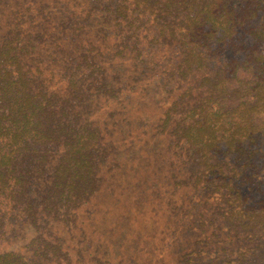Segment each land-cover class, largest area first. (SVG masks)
<instances>
[{"label": "trees", "instance_id": "obj_1", "mask_svg": "<svg viewBox=\"0 0 264 264\" xmlns=\"http://www.w3.org/2000/svg\"><path fill=\"white\" fill-rule=\"evenodd\" d=\"M120 63L170 86L169 190L121 217L164 264H264V0H0V264L99 259L104 167L142 100Z\"/></svg>", "mask_w": 264, "mask_h": 264}, {"label": "rangeland", "instance_id": "obj_2", "mask_svg": "<svg viewBox=\"0 0 264 264\" xmlns=\"http://www.w3.org/2000/svg\"><path fill=\"white\" fill-rule=\"evenodd\" d=\"M157 50L158 46L154 41L145 42L141 47L138 46L135 52L130 53L128 58H132L134 55L138 56L139 52L142 53L143 58L146 55V59L150 57V54L155 57ZM175 50V47L167 45L166 49L160 53L161 66L168 63V59L172 55L170 51L175 53L177 51ZM130 63L134 64V61L130 60ZM141 65L136 66L139 70L136 71L131 68L126 70V65L120 63L114 71L115 75L126 71V74L132 76V89L137 88L135 98L138 99L137 95L139 94L142 100L136 104L139 107L130 108L133 109L132 112H135V114L132 112L130 114L131 117L134 116L131 121L121 120L122 137H115L117 141L120 140L119 148L113 151L104 167L106 184L98 200L99 206H96L97 211L101 214V234L96 233L94 237L100 242L99 245L103 241L104 245L94 253L99 258L95 259V264H164L163 260L159 261L158 254L154 253L155 238L152 228H147L146 232L141 231L134 220L121 217V209L123 211L131 209L135 204L140 209L144 208L149 202L157 199L154 190L163 192L167 189L164 175L168 171L162 159L157 157L158 148L156 145L160 143V135L153 137L151 131L152 124L161 119L164 109L169 105L168 103L162 105V103L170 95L168 91L170 86L166 87V91H163L162 87H158L159 76L155 77L150 66L141 67ZM141 71L146 74H142ZM192 82L197 83L196 81ZM161 105L163 109H161ZM144 129L146 130L145 134ZM147 143L150 144L147 146L149 152H144L142 148ZM114 153L115 157L112 158ZM112 205L116 208L114 212L109 210V206ZM27 229L31 230V226H28ZM28 230L23 234V243H27L32 238V234Z\"/></svg>", "mask_w": 264, "mask_h": 264}]
</instances>
